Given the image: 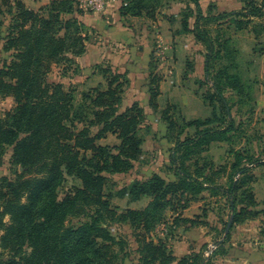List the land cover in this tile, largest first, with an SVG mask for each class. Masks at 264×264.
Returning <instances> with one entry per match:
<instances>
[{
	"label": "trees",
	"instance_id": "trees-1",
	"mask_svg": "<svg viewBox=\"0 0 264 264\" xmlns=\"http://www.w3.org/2000/svg\"><path fill=\"white\" fill-rule=\"evenodd\" d=\"M178 1L185 2L188 9L181 20L186 32H191L187 23L195 9L192 33L205 47L206 80L212 52L216 57L221 56L223 48L227 49V40L218 42V36L214 41L202 28V22L221 26L229 21L233 23V33L248 31L256 37L264 27V0H240L242 9L238 11L218 12L212 5L215 15H205L200 0ZM163 2L122 0L120 16L147 15L155 19ZM77 3L78 0H49L47 5L35 11L25 6L23 0H0V26L4 18L9 17L2 48L8 53L9 61H0V98L11 97L14 103L10 110L0 115V164L7 149L11 148L9 163L22 169L13 180L0 178V248L7 255L0 254V264H113L110 249L117 239L109 231L111 222H125L148 233L162 221L166 212L184 209L190 201L199 199L197 197H201L203 191L225 198L233 213L232 226L264 213L256 208L260 203L255 200L250 187L254 181L251 166L264 164V161L258 157L250 159L243 151L233 153V161L228 167L215 165L211 159L209 162L204 159L200 165L195 158L214 142L231 141L228 133L240 131L242 126L233 118L221 93L222 79L211 83L213 93L210 97L201 94L204 103L210 107L209 117L187 120L177 107L179 124L166 107L161 111L167 139L172 145L168 168L174 180H166L158 173H152L143 181L134 180L122 187L117 196H127L130 201L150 198L148 205L140 210L127 208L120 211L117 206H112V194H106L105 187L111 176L130 172L141 158L144 141L139 130L146 115L138 103L119 112L128 80L126 74H120L110 66H99L98 69L106 88L95 87L82 92L77 106L71 88L64 89L61 83L47 81L53 66H61L62 75L69 70L75 72L74 58L86 51L85 25L67 17L80 14L81 11L75 8ZM229 44L231 67L237 69L238 52L232 38ZM228 67L223 68L226 71L220 78L229 79L226 86L243 90L242 77L239 73L228 76ZM160 80L156 74L150 75L149 106L154 111L160 94ZM250 90L252 93L253 86ZM214 98L221 101L224 115L217 113L210 102ZM252 104L250 113L254 109V96ZM176 126L181 127L173 134ZM108 134L115 135L119 143L114 146L99 144L98 141ZM229 168L237 178L226 173ZM65 176H71L79 184L58 199L56 189ZM223 176H226L224 186L219 184ZM79 216L86 220L75 226L66 223L69 218ZM197 218L183 221L194 224L198 222ZM226 225L227 222L224 230ZM227 237L228 234L222 243ZM142 247L141 264H172L175 261L166 243L147 242ZM204 248L199 253L180 258L176 264H191L189 261L205 264L208 259L203 256ZM223 251L218 250L219 253Z\"/></svg>",
	"mask_w": 264,
	"mask_h": 264
},
{
	"label": "rangeland",
	"instance_id": "rangeland-1",
	"mask_svg": "<svg viewBox=\"0 0 264 264\" xmlns=\"http://www.w3.org/2000/svg\"><path fill=\"white\" fill-rule=\"evenodd\" d=\"M112 0H110L111 2ZM164 2L161 6L157 9L155 13V19L149 18L147 15L143 16H127L121 19V25L118 23V20L114 19L113 16L111 18H106L104 10L101 12H94L87 7L82 6L80 0H78L77 5L75 8H78L81 12L80 14L74 13L73 15H68L67 17H73L80 21L81 23L83 19L89 20L90 23L99 22L100 25L98 29L92 28L91 26L85 25L84 23V30L87 33L88 42L87 43H99L101 42L100 37L102 36L101 33H104L105 30H112L113 34L109 33L108 42L105 41L103 45H98L99 48H104L106 50H92L95 52H103L106 53L109 50L119 49L122 50V60H125L123 54H126L128 51L134 53V55L139 59L150 60V68L156 73L158 77L162 80V78L168 77L169 75L172 76L175 71V64L180 62V58L183 59L185 63V71L183 70L182 80L180 82L181 86L183 85L184 88H191L197 91V94H202L206 97H210L213 93V88L211 87V83L217 80L222 79L224 81V85L222 87V95L226 102L230 107V113H232L233 118H235L236 122L241 123L240 131L236 133L229 132L227 136L230 137L231 141L223 142L226 147L225 152V164L224 166L228 167L229 162L233 161L234 152L243 151L245 156H248L250 159H264V140L255 134V120L252 122L250 120L249 111L251 110L253 92L251 93L250 88L252 86L247 81L243 82L245 86L243 90H239L238 88H233L229 86L227 82L229 79H223L221 75L223 68L226 65H229L227 72L228 76L233 75V73L243 76V70L239 67L232 68V60L228 53L230 49V39L233 35V23L225 22L224 24L218 25L214 22H202L201 26L203 29L208 31L207 33L210 37L218 42L222 39L224 41L227 40V49L223 48V52L221 56L216 57L213 51L210 58V71L208 80L204 78V71H201L200 74L197 70L200 68L202 69V65L205 64V60H201L199 58L200 52L204 54L205 47L202 42H198L195 39V35L192 33L194 30V8L191 5L193 16L188 20L187 26L191 32H186L183 30L181 25L182 15L188 9L185 7V2H172L171 0H163ZM178 1V0H177ZM49 0H23L25 6L32 10H39L41 7L47 5ZM108 3L107 5H109ZM122 4V0H120V6ZM106 5V6H107ZM212 3H208L207 5L202 6L203 13L205 15H215L216 11L212 7ZM173 6V7H172ZM119 9V8H118ZM111 15V14H110ZM107 24L106 28H104V24ZM9 24V17H5L3 20V25L0 26V61L6 60L9 61L8 53L5 52L2 48L4 45V37L6 35V29ZM118 26L121 28L120 37L119 35L116 36L114 34V27ZM100 32V33H99ZM184 35V36H176V35ZM119 38L116 42L112 41L113 38ZM104 40V39H103ZM215 47V46H214ZM218 49V48H217ZM181 50H184L182 52ZM178 52V53H177ZM180 52V54H179ZM204 58V55H203ZM110 66L108 63H102L101 65L97 66ZM111 67V66H110ZM62 68L61 66H53L50 73L47 76V81L50 83H56L59 79L58 76H62ZM157 71V72H156ZM167 72V74H163V72ZM99 72V70H98ZM170 72H173L172 74ZM203 72V73H202ZM179 73V72H178ZM100 74V72H99ZM142 75H146L142 73ZM234 76V75H233ZM63 77V76H62ZM203 77L200 82H198V78ZM218 78V79H217ZM160 80V81H161ZM243 80V79H242ZM148 83V87L150 85V76L145 80ZM144 83V84H146ZM226 83V84H225ZM62 84V83H61ZM70 84V86H68ZM65 83L63 85L64 89L71 88V90L75 93V106L78 105L77 102L80 101L81 93L84 91L89 90L88 87L81 86L79 82L76 83ZM146 88V92H148V98H150L149 88ZM240 87V86H239ZM130 90L127 89V92ZM144 91V90H143ZM145 92V93H146ZM242 92V93H240ZM147 94V93H146ZM208 100V99H206ZM162 101V100H161ZM209 102V100H208ZM215 107L217 113L224 115L223 108L221 101H218L217 98L214 100H210ZM209 102V103H210ZM208 103V104H209ZM170 105V106H169ZM14 106L13 100L11 97L0 98V115L10 110ZM168 109V113L173 117V119L177 118V122L181 124L179 120L178 114V106L176 104H170L168 101L166 105H164ZM173 106V109H172ZM165 108V109H166ZM164 109V110H165ZM144 114L145 112L148 114L146 115V119L141 124L139 135L143 138L144 141V150L145 152L142 153L141 158L137 162L134 163L133 169L126 173V174H116L110 177V181L108 182L107 186L105 187L104 192L106 194H112L111 201L116 203H120L124 205L125 201H118L115 197L118 195L117 193L122 187H127L130 183L134 180L143 181L144 179L150 177L152 173L155 171H159L166 179L170 177L173 178L172 172L166 166L169 162V153L172 147L171 141L167 139V131L165 129V122L162 120V110L157 109L154 111L149 106V99L148 104L146 100V104L143 107ZM182 126V125H181ZM181 126H176L173 134L176 132L178 128ZM245 144L241 146V144ZM119 143V141H118ZM116 141H110L111 146L117 145ZM244 149V150H243ZM220 150V149H219ZM219 150L211 151L212 154L215 156L220 153ZM208 151V150H207ZM207 151L203 152L197 157L199 164L202 165L203 160L209 162L210 157L206 153ZM12 154V149H7L6 153L4 154L3 161L0 164V178L7 177L11 180L15 179V174L22 173V169L16 166H12L10 162V157ZM217 158V157H216ZM219 169L218 167H216ZM232 172V173H231ZM226 173L230 176L237 178L238 176L233 174V171L226 169ZM230 173V174H229ZM220 183V182H219ZM79 181L74 178L65 176L63 182L57 187L56 195L57 198H62L73 186H78ZM226 184V183H225ZM224 184V185H225ZM240 194V193H239ZM121 197V196H119ZM197 198H200L199 196ZM182 199V198H181ZM182 200L181 202H183ZM113 203V202H112ZM111 203V204H112ZM176 206L178 204V198L175 202ZM227 205V203H226ZM112 206H115L114 203ZM119 208V207H118ZM228 208V207H227ZM121 209L119 208V211ZM229 212V208H228ZM167 213V212H166ZM167 217V216H165ZM165 217L158 223L150 232H144L140 228L132 227L128 223H118V222H111L108 226L110 233L117 239L116 244H114L110 252L114 256L113 264H141L140 258L142 256V246L144 243L153 242L157 244L159 242L167 243V239L170 237L177 236V234H173L174 225H169L168 221ZM230 217V216H229ZM7 217L5 218V221ZM86 219L84 216L69 218L68 222H66L69 226H75ZM2 235V231H0V236ZM169 246V244H167ZM170 249V248H168ZM4 257L6 253L0 248L1 253ZM218 249H216L213 253L208 256H204L207 260L205 264H211V259L214 258V255L217 254ZM2 256H0L1 258ZM201 261V260H200ZM194 264V261H189V263Z\"/></svg>",
	"mask_w": 264,
	"mask_h": 264
},
{
	"label": "crops",
	"instance_id": "crops-1",
	"mask_svg": "<svg viewBox=\"0 0 264 264\" xmlns=\"http://www.w3.org/2000/svg\"><path fill=\"white\" fill-rule=\"evenodd\" d=\"M210 2L216 7L218 12L238 11L242 9L240 0H200L201 8ZM109 3L104 9L106 18L109 20L111 18L110 16H113L121 25L120 21L124 17L120 16L118 9L120 8V0H112ZM86 20H82L85 25L91 26L92 28L97 27L96 29H98L99 22H94L93 25L89 20ZM106 26L107 24L105 23L104 28ZM113 29L115 31L114 34L120 37L121 28L115 26ZM111 31L108 28L104 33H101V42L87 43L85 53L80 57L74 58L75 65L73 68H76V71L69 70L66 75H62L63 77L58 76L59 79L56 83L65 85V83L79 82L81 86L88 87L89 89H95V87L105 89V79L99 74L97 66L102 63H108L118 73L126 74L128 80V84L124 87L122 93L118 108L119 112L122 113L126 107L131 106L133 103H138L143 108L146 100L148 104L149 99L147 96L148 92H146L148 83L145 80L152 73H156L150 68V60L148 58L146 60L139 59L131 51L123 54L125 60H122V50L119 49L109 50L104 54L103 52L92 51L106 50L103 47L99 48V46L103 45L105 41H109V33L113 34ZM176 36L184 35L179 34ZM113 39L112 41L114 42L119 40L117 37ZM232 41L238 52L236 59L238 61V67L243 70V76L241 77L243 81H247L253 86L254 109L249 114V119L252 122L255 120L254 123L257 124L255 126V134H258L264 140V27L258 37L248 31L235 32L232 35ZM181 51L184 52V50ZM199 58L204 60L201 52ZM182 60L180 58V62L175 64L174 73L170 72L171 74L173 73L172 76L165 77L167 76L165 75L167 72H163L165 76L159 82L160 94L157 98L158 110L164 109V105L168 101L170 104H176L180 110V114L187 120L209 117L211 115L210 107L204 103L201 95L197 94L195 89L184 88L180 84L183 70L185 71V63ZM197 71L199 74L201 71H204V65H202V69L200 68ZM142 73L146 75H142ZM202 78L200 77L196 80L200 81ZM127 89L130 91L127 92ZM145 115L148 114L145 112ZM189 131L192 133L193 130L189 129ZM112 140L118 143L117 137L112 134H108L106 138L99 140L98 143L108 145ZM244 145L242 142L241 146ZM225 149L226 147L223 142H214L209 146L206 153L215 165H223L226 159ZM142 150L144 153V143ZM215 150H219L220 153L214 156L211 151ZM166 166H169V162ZM158 172L155 171L154 173ZM250 172L254 177V181L250 185L251 191L254 193L255 200L260 203L256 208L264 210V164L251 166ZM158 174L161 175V173ZM166 180L173 181L174 177ZM219 182L220 185L224 186L226 176L220 178ZM115 199L125 201L124 205L121 204L122 202L116 203L111 201V203L113 202L120 209L131 208L140 210L145 208L150 202V198L146 197L137 201H130L127 196H116ZM227 207L226 200L222 195L211 196L208 191H203L199 199L190 201L184 209L178 210L177 212L168 211L166 213L168 224L174 225L173 234H177L173 238H168V242L166 243V245L169 244L172 256L175 259L172 264H176L180 258L186 255L199 253L204 247L203 256H207L206 253L210 244L216 245L218 250L220 248L224 250L223 253L217 252L214 255V258L211 259V264H264V213L258 214L254 219L233 225L226 241L222 243L224 240V225L230 219L229 216L231 213V211L228 212ZM196 217H198V222L194 224L183 221V219L195 220Z\"/></svg>",
	"mask_w": 264,
	"mask_h": 264
},
{
	"label": "built area",
	"instance_id": "built-area-1",
	"mask_svg": "<svg viewBox=\"0 0 264 264\" xmlns=\"http://www.w3.org/2000/svg\"><path fill=\"white\" fill-rule=\"evenodd\" d=\"M82 6L87 7L88 9L94 12H101L105 9L106 5L110 2V0H80ZM217 249V246L214 244H210V247L206 253V255H210Z\"/></svg>",
	"mask_w": 264,
	"mask_h": 264
},
{
	"label": "water",
	"instance_id": "water-1",
	"mask_svg": "<svg viewBox=\"0 0 264 264\" xmlns=\"http://www.w3.org/2000/svg\"><path fill=\"white\" fill-rule=\"evenodd\" d=\"M229 218L230 219L228 220L227 225L225 227L224 237L227 236V234H229L230 228H231V226L233 224V213L232 212L230 213V217Z\"/></svg>",
	"mask_w": 264,
	"mask_h": 264
}]
</instances>
